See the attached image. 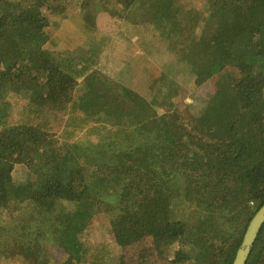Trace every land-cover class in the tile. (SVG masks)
I'll list each match as a JSON object with an SVG mask.
<instances>
[{
	"label": "trees",
	"instance_id": "1",
	"mask_svg": "<svg viewBox=\"0 0 264 264\" xmlns=\"http://www.w3.org/2000/svg\"><path fill=\"white\" fill-rule=\"evenodd\" d=\"M71 1L0 0V260L51 264L61 250L57 264H232L264 204V0H208L207 14L180 0L82 4L95 29L97 14L120 22L154 5L181 35L177 60L213 84L190 117L164 71L151 99L105 72L101 39L47 50L48 13L67 17ZM99 213L121 248L148 245L115 263L109 244L89 249ZM246 264H264V223Z\"/></svg>",
	"mask_w": 264,
	"mask_h": 264
},
{
	"label": "rangeland",
	"instance_id": "2",
	"mask_svg": "<svg viewBox=\"0 0 264 264\" xmlns=\"http://www.w3.org/2000/svg\"><path fill=\"white\" fill-rule=\"evenodd\" d=\"M87 0H72L69 6L67 17L61 14H49L51 25L48 30V41L44 47L47 50H67L78 49L86 46V42L103 43L105 50L103 56H111L109 65L114 64V70L104 69L111 77L120 80L125 85L134 89L147 99H151L155 91L150 84L152 73L160 74L164 71L170 78V83H175L176 96L173 101L176 103L184 117L199 114L202 103L207 98L209 91L213 90V84L209 81L202 84L195 83V76L187 63L182 64L178 59V43L181 35H176L169 22L158 21L155 18V7L143 8L139 3L130 9L122 21H114L110 14L105 15L106 21L99 19L97 14L95 27L85 21V8L82 4ZM104 0H91L88 9L93 8L96 2L99 4ZM184 8H192L204 11L206 14L208 0H180ZM87 3V2H86ZM120 9L121 5H117ZM154 14V17H153ZM93 16V15H90ZM100 18H102L100 16ZM112 22H110V20ZM155 19V20H154ZM117 23H119L117 25ZM115 29V30H114ZM96 37L95 38H93ZM114 56V57H113ZM187 65V66H186ZM178 90V91H177ZM9 98L17 105L20 111L24 100L19 95L10 94ZM28 167L24 164H16L12 172L14 183H25L28 178ZM8 219L6 211H0V222L4 223ZM84 232L86 246L94 248L99 243H107L113 250V263L127 254H136L145 248L149 242L142 241L134 244L130 248H121L113 239L106 214L99 213L89 224ZM137 255V254H136ZM135 255V256H136ZM142 257L143 255L140 254ZM54 257V258H53ZM137 257V256H136ZM63 258L62 251L53 253L51 264L59 263ZM8 260L1 259L2 264Z\"/></svg>",
	"mask_w": 264,
	"mask_h": 264
},
{
	"label": "water",
	"instance_id": "3",
	"mask_svg": "<svg viewBox=\"0 0 264 264\" xmlns=\"http://www.w3.org/2000/svg\"><path fill=\"white\" fill-rule=\"evenodd\" d=\"M264 223V204L257 210V212L251 218L241 246L236 252L235 259L232 264H246L248 257L251 253L252 246L257 238L258 232L260 231Z\"/></svg>",
	"mask_w": 264,
	"mask_h": 264
},
{
	"label": "crops",
	"instance_id": "4",
	"mask_svg": "<svg viewBox=\"0 0 264 264\" xmlns=\"http://www.w3.org/2000/svg\"><path fill=\"white\" fill-rule=\"evenodd\" d=\"M104 17V16H103Z\"/></svg>",
	"mask_w": 264,
	"mask_h": 264
}]
</instances>
